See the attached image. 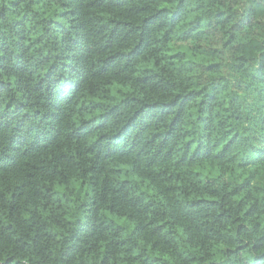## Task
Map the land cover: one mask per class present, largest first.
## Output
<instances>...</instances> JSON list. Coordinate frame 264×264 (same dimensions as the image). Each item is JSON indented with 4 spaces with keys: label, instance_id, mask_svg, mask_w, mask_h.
Here are the masks:
<instances>
[{
    "label": "trees",
    "instance_id": "obj_1",
    "mask_svg": "<svg viewBox=\"0 0 264 264\" xmlns=\"http://www.w3.org/2000/svg\"><path fill=\"white\" fill-rule=\"evenodd\" d=\"M25 72L0 264H264V0H0Z\"/></svg>",
    "mask_w": 264,
    "mask_h": 264
},
{
    "label": "clouds",
    "instance_id": "obj_2",
    "mask_svg": "<svg viewBox=\"0 0 264 264\" xmlns=\"http://www.w3.org/2000/svg\"><path fill=\"white\" fill-rule=\"evenodd\" d=\"M32 71H34L33 68L28 69V72H32ZM28 72H25L23 74H17L15 77H13L11 75L4 76L3 73H0V78H2V79H6L9 81L18 79L21 81V84L19 86L13 84L12 92L10 94L0 95V111L3 110V106L6 105L9 100L13 99V97L15 98L14 99L15 103L22 102V98L24 100L27 99V92H26L25 84L26 83H28V84H34L35 83L34 79H32V80L28 79ZM36 75H41V73L37 72Z\"/></svg>",
    "mask_w": 264,
    "mask_h": 264
}]
</instances>
